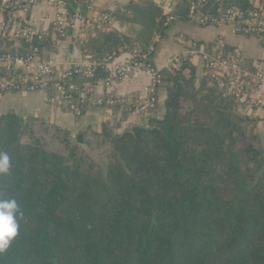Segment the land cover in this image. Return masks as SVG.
<instances>
[{
	"label": "trees",
	"instance_id": "trees-1",
	"mask_svg": "<svg viewBox=\"0 0 264 264\" xmlns=\"http://www.w3.org/2000/svg\"><path fill=\"white\" fill-rule=\"evenodd\" d=\"M188 7L178 0L169 21L151 3L133 6L140 40L101 34L87 51H149L153 35L190 18ZM167 80L164 114L120 135L87 127L71 139L40 117L0 115L10 158L0 199L23 213L0 264H264V146L243 126L254 119L207 76L196 82L186 61Z\"/></svg>",
	"mask_w": 264,
	"mask_h": 264
},
{
	"label": "built area",
	"instance_id": "built-area-1",
	"mask_svg": "<svg viewBox=\"0 0 264 264\" xmlns=\"http://www.w3.org/2000/svg\"><path fill=\"white\" fill-rule=\"evenodd\" d=\"M97 1L70 0L73 5L87 11H94ZM207 1L189 0V17L193 18L198 8L207 4ZM41 2L57 8L54 23L59 35H65L68 26L88 28L95 24L102 30H107L112 23L111 15L106 12L96 13L89 18H83L80 11L70 13L66 0H0V35L4 39L29 45L22 52L15 49L0 51V94L17 91L22 87L34 91L52 85L54 95L48 97L47 101L66 105L79 115L86 108L125 105L124 98L114 94L111 89L130 75L145 72L150 75V82L128 104L127 110L148 113L155 107L156 93L164 82V73L152 62L153 48L141 52L137 48L124 46L99 59L86 52L66 67H60L52 58H42L39 55L40 48L34 45L48 40L47 30L16 22L9 29L7 24L9 16L16 18L19 14L26 15ZM176 2L159 1L169 21L173 18L171 12ZM248 3L249 7L242 8L234 3L224 4L220 0L215 6L216 12L203 14L199 23L202 26L229 25L236 33L255 37L264 45V2L248 0ZM188 53L200 58L203 74L208 77L209 85L223 97L233 101L236 108L244 105L247 110L264 111L263 62H254L250 68H245L241 63L240 53H227L221 39H216L209 47L192 42ZM99 73H104L103 84L107 88L106 92H96L94 84Z\"/></svg>",
	"mask_w": 264,
	"mask_h": 264
},
{
	"label": "crops",
	"instance_id": "crops-1",
	"mask_svg": "<svg viewBox=\"0 0 264 264\" xmlns=\"http://www.w3.org/2000/svg\"><path fill=\"white\" fill-rule=\"evenodd\" d=\"M66 1L70 13L80 11L83 18H89L101 12L110 14L111 25L107 30H102L95 24L88 28L68 26L65 35H59L54 23L57 8L43 2L38 3L26 15L19 14L16 18L13 15L11 17L5 15L8 17L9 29L16 22L21 25L24 23L33 25L39 30H47L49 33L48 40L40 47L39 55L45 59L52 58L60 67H66L68 63L79 59L88 52L90 42L99 41L101 34L116 32L133 41L140 40L142 24L140 21L132 19L131 8L133 6H144L151 3L164 14L159 5V1L162 2L163 0H98L94 11L81 9L79 6L73 5L70 0ZM209 2L211 6L205 11L206 14H209L210 10L217 3H220V0H208L207 3ZM203 6L198 8L193 18L170 24L164 36L155 34L151 37L152 62L158 70L168 74L181 68V64L186 61L194 69L196 82H198L199 78L204 76L202 63L199 57L190 56L188 53L190 43L196 42L197 45L209 47L216 39L222 40L224 50L227 53L239 52L241 62L243 59L249 60L248 65L243 63L245 68H250L257 61L264 63V45L257 38L236 33L229 25L202 26L199 23L200 18H196ZM80 34H83L82 38ZM23 44L24 42L4 39L0 35V51L15 49L22 52ZM150 79V75L145 72L130 75L124 82L111 89L114 94L124 98L125 105L113 108H86L79 115L66 105H56L47 101L48 97L54 95L52 85L45 88L40 87L34 91L22 87L17 91L0 94V115L13 111L23 118L40 117L44 121L53 123L67 131L71 139L87 127L97 131L107 127L111 129L113 134L120 135L136 126L148 127L151 119L160 118L164 114V102L167 98V85L165 83L158 88L155 107L148 113L127 110L128 104L136 99V95L149 84ZM103 83L104 73H99L94 84L96 92H106L107 88ZM247 115L254 119L257 136L264 144V111L251 110Z\"/></svg>",
	"mask_w": 264,
	"mask_h": 264
},
{
	"label": "clouds",
	"instance_id": "clouds-1",
	"mask_svg": "<svg viewBox=\"0 0 264 264\" xmlns=\"http://www.w3.org/2000/svg\"><path fill=\"white\" fill-rule=\"evenodd\" d=\"M10 167L7 153L0 152V172L6 173ZM15 199H0V253H4L18 234L17 217L22 216Z\"/></svg>",
	"mask_w": 264,
	"mask_h": 264
},
{
	"label": "rangeland",
	"instance_id": "rangeland-1",
	"mask_svg": "<svg viewBox=\"0 0 264 264\" xmlns=\"http://www.w3.org/2000/svg\"><path fill=\"white\" fill-rule=\"evenodd\" d=\"M262 2L264 1V0H261ZM142 27V30H141V34H143V31H145L144 29H143V26H141ZM125 47H129V46H127V45H124ZM129 48H131V47H129ZM181 66H182V64H181ZM180 69V68H179ZM183 74L185 75V76H187V75H189V73H188V71L187 70H184L183 71ZM168 77V74L166 75V73L164 74V82L163 83H165L166 85H168V80L167 81H165V79H167V77ZM236 111L238 112V113H241V114H243V115H247V113L249 112V111H251V110H247L246 109V107L244 106V105H240V107L238 106L237 108H236ZM250 117V116H249ZM243 126H244V128L248 131L252 126H255L256 127V124L254 123V121H252V120H250V121H247L246 123H244L243 124ZM257 134V133H256ZM257 138H258V141H259V144L260 145H262V146H264V144L261 142V140L259 139V137L257 136ZM94 155V157H96V153H94L93 154Z\"/></svg>",
	"mask_w": 264,
	"mask_h": 264
},
{
	"label": "water",
	"instance_id": "water-1",
	"mask_svg": "<svg viewBox=\"0 0 264 264\" xmlns=\"http://www.w3.org/2000/svg\"><path fill=\"white\" fill-rule=\"evenodd\" d=\"M210 6H211V3L209 2V3H207L206 5H204L203 7H201V10H200V12L198 13V16H197L196 19L200 18V17L205 13V11H206L207 9H209Z\"/></svg>",
	"mask_w": 264,
	"mask_h": 264
}]
</instances>
